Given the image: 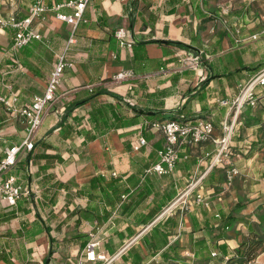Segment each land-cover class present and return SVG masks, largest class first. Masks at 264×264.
<instances>
[{
  "label": "crops",
  "instance_id": "obj_1",
  "mask_svg": "<svg viewBox=\"0 0 264 264\" xmlns=\"http://www.w3.org/2000/svg\"><path fill=\"white\" fill-rule=\"evenodd\" d=\"M36 1L22 9V0H11L6 16L24 19ZM66 1L50 0L48 7ZM217 1L94 0L86 9L87 22L75 31L73 44L68 41L74 28L58 21L54 11L36 25L42 39L22 49L13 50V29H0V98L17 95V110L45 94L59 57L65 54L73 65L64 71L57 99L47 108L36 141L46 145L37 147L36 154L50 157L41 164H52L46 174H55L60 181L74 185L66 205V191L59 190L53 208L41 198V219L32 199H22L21 215L11 220L12 208L0 205V264H42L44 254L47 258L51 253V264L57 258L62 264H77L85 248L61 243L77 232L87 234L89 241L93 234L100 243L99 253L105 256L121 252L114 264H231L229 256L236 257V251L255 234L264 235V149L249 159L230 155L229 166L225 161L213 166L217 156L214 144L185 147L174 170L160 175L148 172L159 162L158 151L166 145L163 133L153 125L174 118L161 121L141 115L134 119L135 125L128 127L108 119L109 130L102 133L103 127L91 119V112L103 105L116 108L118 101L112 95H119L133 107L211 121L214 137H221L223 124L232 114L221 101H233L239 85L246 83L252 73L241 71L243 74L231 77L230 72L240 67L232 53L237 51L246 67H263L264 20L259 22L256 12L264 6V0H236L237 18L230 21L236 24L232 38L227 32L214 36V31L208 33L212 27V21H206L212 16L209 11L215 5L217 19L223 12L224 7ZM61 11L72 13L69 8ZM119 28L130 32L134 42L131 49L122 48L115 39ZM216 38L221 44L213 45ZM168 42H183L199 49V53ZM231 43L237 47L226 50ZM186 52L205 57V63L212 65L214 74H221V78L202 88L210 74L204 61L203 72L175 69ZM121 71H132L134 78L116 82ZM200 76L203 80L199 82ZM87 85L98 87L92 93L85 88ZM97 94L101 95L94 97ZM88 99L85 105L72 107ZM128 114L130 119L134 117L133 112ZM241 115L242 125L236 132L244 139L250 138L253 129L244 128ZM25 135L23 118L0 102V159L6 148L20 146ZM140 137L147 145L135 151ZM30 154L21 153L20 162L8 175L18 174L23 181L21 167L26 166L35 186L45 175L37 176L40 165L26 162ZM235 167L241 170V176L229 183L228 172ZM204 174L197 186L200 189L180 199L187 187ZM198 192L204 194L209 207L195 203ZM35 195L34 199L40 198ZM237 204L243 207L236 208ZM77 207L79 213L74 214ZM60 212V219L53 222L51 217ZM83 212H87V219L79 224ZM226 218L233 221L230 228L224 227ZM62 223L61 228L71 230L55 235ZM46 227L52 229L55 242L50 240ZM35 228L39 233L32 236ZM222 246H227V252ZM245 264H264V244L254 260Z\"/></svg>",
  "mask_w": 264,
  "mask_h": 264
},
{
  "label": "built area",
  "instance_id": "obj_2",
  "mask_svg": "<svg viewBox=\"0 0 264 264\" xmlns=\"http://www.w3.org/2000/svg\"><path fill=\"white\" fill-rule=\"evenodd\" d=\"M50 0H37L32 7L29 8V15L24 19L11 15L8 17L0 18V29H13L16 33L13 50L22 49L34 40H41V34L38 32L36 25L39 22L46 20V15L50 11L56 12V19L64 24L72 26L73 34L70 36L68 43L73 44L75 41V31L81 24L87 22L85 19V13L87 7L94 0H68L63 4H53L48 7ZM69 8L72 10L71 14L62 13V9ZM115 39L120 43L122 48L131 49L133 43L130 39V32L124 28H119L115 32ZM255 38V36H253ZM58 64L51 74L50 82L46 88L45 94L42 96H36L34 100L27 106L17 110L15 104L17 102V95L11 98H0V102L4 104L8 111L13 112L16 116L23 118V123L26 127V135L20 146H14L12 148H6L4 151V157L0 159V205L5 204L8 207H16L18 202L24 197L31 195L28 187L23 188L18 183V179L15 176L8 175L9 172L18 165L20 162L21 153L32 152L35 149L37 134L42 127L44 116L53 102L57 99V90L61 83L62 75L68 67L73 65L68 62L63 54L58 59ZM132 71H121L117 73L115 77L116 82L128 81L134 78ZM264 87V70L252 77L248 82L239 85V93L234 97L233 101H221V104L228 106L232 110V114L227 118L223 124V134L221 137H214L215 126L211 121L205 119H197L194 121L179 122L175 120L168 121L167 123H156L153 126L161 131L166 139V145L163 149L158 151L160 158L159 162L152 165L149 173H158L160 175H167L174 170L178 162L182 160L180 152L185 147H191L195 145H201L202 143H212L217 147V156L212 162V165H218V163L226 162L229 166L230 163V145L233 141L234 133L238 126L242 125L239 121V117L243 110L251 107L256 108L258 104V98L255 95V88ZM98 85H87L85 88L89 92L94 93ZM147 141L144 138H138V143L135 147V151L145 147ZM187 158V156H185ZM239 170L235 167L228 172V181L231 183L235 177L239 174ZM197 182H192L186 189V192L181 195L180 199L185 196H190L198 188L203 177ZM195 203L200 206L209 207V201L204 194L196 195ZM172 206H170L171 208ZM169 208V209H170ZM168 209V210H169ZM100 243L94 239V235L91 234V239L84 249L82 258L79 259L77 264H114L119 258L120 253L114 256H105L99 253ZM216 256V254H214ZM228 260V258H226Z\"/></svg>",
  "mask_w": 264,
  "mask_h": 264
},
{
  "label": "trees",
  "instance_id": "obj_3",
  "mask_svg": "<svg viewBox=\"0 0 264 264\" xmlns=\"http://www.w3.org/2000/svg\"><path fill=\"white\" fill-rule=\"evenodd\" d=\"M215 17H209L206 21H214L216 18H218V16ZM217 40V41H216ZM215 40V44L213 45H219L221 44V40H218L216 38ZM169 44H173L175 46H177L178 48H180L181 50H186L189 52H195V53H199V49L197 50L196 48H194L191 45L185 44V43H179V42H168ZM217 43V44H216ZM218 51H214L213 54H215ZM232 55L235 56V58L239 61V68H237L236 70L230 72L231 77L232 76H236V75H241L243 74V72L245 71H252V73H250V76H248V80L247 82L254 76H256L257 74H259L260 72H262L264 70V66L262 67H246L243 65V60L242 58L238 55L237 51H235L234 53H232ZM237 56V57H236ZM199 59H202V61H204V63L206 62L205 57L199 56ZM234 60V58H233ZM206 66L209 69V76L207 78V81L205 83L202 84V88L205 87L206 84H208L211 80L216 79V78H221V74H214V68L212 65H208L207 63H205ZM243 71V72H241ZM101 94H103L101 92ZM101 94H97L96 96H100ZM255 95L258 98V106L256 108H247L245 109L246 113L248 112L249 118L248 121H245L244 123V128L245 129H253V133L250 136V138H246L244 139L243 137H241L237 132L234 133V138H233V144L230 145V154L232 157H234L235 155L240 154L241 156L245 157L246 159L251 158V156H254L256 154H258V152H261L264 149V87H259L257 86L255 88ZM112 97L114 99H116L118 101L117 103V107L114 108L112 105H103L100 108L95 109L94 111L91 112V119L93 122L101 125L102 130H100L99 133H102L104 131H108L109 130V125H108V119H112V122H119L123 127H128V126H133L135 125V121L134 119L137 117H140L141 115H147L150 118H157L159 120H168V118H174L175 121H179V122H185V121H194L192 119H190L188 117V115H180L178 118L177 117H173L175 112H161V111H149V110H145L143 108L140 107H136V106H131L128 103H126L123 99L122 96H117V95H112ZM91 100V99H90ZM89 102L88 100H85V102H82L78 105H73L72 107H79L82 105H85V103ZM119 107V108H118ZM256 110H259L258 112L255 113ZM71 112V111H69ZM129 112H133L134 117H132L130 119L129 117ZM68 115V113H67ZM65 120V117L62 119L61 123L63 124ZM197 120V119H195ZM155 124V123H154ZM153 125V124H152ZM95 137L92 136L91 139H94ZM41 143V144H40ZM37 143L35 146L34 151L31 152V154L27 157V163H31L34 165H40L39 166V171L37 176L43 174L45 175V177L43 179L40 180L39 183H41L42 187L45 189V192L43 191L42 196H40V199H44L46 201H48V207H55L56 205V199L59 197V195L61 194V190L62 191H66L68 194V197H70L69 195H71V191H69L70 187L74 186V185H70L68 183H64L62 181H60V179H58L57 175H53V174H46L47 170L49 169V166L52 165L50 163H47L46 165L42 166V160L43 159H49L50 157L47 155H40V154H36V149L37 147H44L46 145V143L44 142H40ZM42 145V146H41ZM47 147V148H46ZM46 149H49V146H46ZM52 149V148H50ZM26 163V164H27ZM22 180L20 181V179H18V174L12 175L17 177L18 179V183L20 185L23 186V188L25 189V187H28L29 191L31 192V195L24 197L23 199H32L33 201V209H35L36 214L38 216L39 219L41 216L40 210V199L39 197L34 199L35 197V192L33 191L34 189V181H33V177L31 176V174L29 173L27 175L26 172V166H22ZM209 176L214 177V173L212 172ZM20 178V177H19ZM48 187V188H46ZM60 190V191H59ZM66 194V195H67ZM21 201V200H20ZM19 201V202H20ZM18 202L17 204V208L15 207H8V208H12V210L10 211V218H8V220L11 219H15L17 216H20L22 213V209H21V205ZM243 207L242 204H237L236 208H241ZM79 207H77V209L75 210L74 214H78L79 213ZM235 208V209H236ZM26 211V210H24ZM27 212V211H26ZM30 212V211H28ZM17 214V215H16ZM80 217L78 219V223H81L82 219H87V212H83L80 213ZM73 214L70 213V218ZM38 219V220H39ZM226 223L224 225L225 228H230V226L232 225L231 220L228 221V218L225 219ZM77 223V224H78ZM61 225H59L58 228H60ZM51 232L52 229L50 227H46V233L49 236L50 240L52 242V236H51ZM39 233L38 229H34V231L31 233L32 236H35L36 234ZM67 242H70V246H80L81 248H85L87 246V244L89 243V237L87 234H84L83 232H77L76 234H74L71 239H64L61 243L63 244L62 246L66 245ZM264 244V235H259V234H255V236L253 237V239L247 243V244H243V246H241V248H239L236 251L237 256L233 257V256H229V262L231 264H245L247 262H251L254 260L256 254L259 252V250L261 249V246ZM222 250L223 252H227V246H222ZM230 254V253H229ZM51 255L52 253L49 255V257H47L42 264H51Z\"/></svg>",
  "mask_w": 264,
  "mask_h": 264
},
{
  "label": "rangeland",
  "instance_id": "obj_4",
  "mask_svg": "<svg viewBox=\"0 0 264 264\" xmlns=\"http://www.w3.org/2000/svg\"><path fill=\"white\" fill-rule=\"evenodd\" d=\"M31 1L32 0H22V3H23L22 5H24L22 7V9L26 8V6L29 5ZM208 1H209V4H210V2H212V0H208ZM218 2H220V4H222V6L224 7L222 9L223 12H222L221 18H219V19H221V21L216 18L217 15L215 14V10H213L215 8V5H214L212 7L211 11H209V12H210V14H212L213 17L216 18V19L214 18L216 22L215 21L214 22L212 21V27L210 28V30H209L208 33L210 34L211 31H214V34H211V36H214L216 34L217 35H220V34H223L224 32H227V34H229V36H231L232 34H234L233 36H235V33H236V24L232 25V23L230 24V21H235L236 18H237L236 17V12L238 11L237 5H236V2L237 1L236 0H225V1L224 0H219L216 3H218ZM10 4H11V0H0V18L1 17H7L6 15L9 13V11L11 9ZM254 10L256 11L255 8H254ZM256 15H257L258 21L261 22V23H263V20H264L263 19V16H264V6L263 7H259V10H258V12H256ZM231 38H232V36H231ZM236 47H237L236 45H234V44L231 43V44H229V48L226 49V50H230L231 51L233 48H236ZM185 54L186 55H182V61L179 64L177 63V66L174 67V68L175 69H181V70L186 69L187 71H190V70L191 71H199V70H202V72H203V70L205 68H204V65H202L203 64L202 59H199L195 55H192V56L191 55H187L188 52H186ZM207 61L210 62L211 60L208 59ZM262 63H263V66H264V61H262ZM257 64H259V63H256V65ZM184 78L189 79L187 77H184ZM202 78L203 77L200 76L199 82L203 80ZM258 111L259 110H256L255 113L258 112ZM241 116H242V119H243L242 120L243 123H245V121H248V118H249L248 112L246 113V111H243V113H242ZM239 171L240 172H239V174L237 176H241V170H239ZM39 182L40 181H38V182L36 181L35 186H34V189H33V191L35 192V194L36 193L38 194L37 197L38 196H42L43 189H44L42 187L41 183H39ZM40 200H42V199H40ZM69 200H70V197L66 196L65 199H64L65 205H66V203H69L68 202ZM62 212L58 213V215L55 214V215H53L51 217L53 219V222H55L57 220V218H58V220L60 219V217H58V216H61L62 215ZM60 225H61L60 228H56L55 235L56 234L57 235L60 234L62 232V230H67V232L69 230H71V228H67L66 229V228H64V226H63V228H61L62 225H63V223L60 224ZM258 253L256 255H258ZM47 255L44 254V257L43 258L46 259V256ZM62 263H63V261L59 260L58 258L54 262V264H62Z\"/></svg>",
  "mask_w": 264,
  "mask_h": 264
}]
</instances>
